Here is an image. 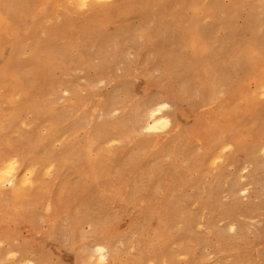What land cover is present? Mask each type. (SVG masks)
<instances>
[{
  "label": "rangeland",
  "instance_id": "1",
  "mask_svg": "<svg viewBox=\"0 0 264 264\" xmlns=\"http://www.w3.org/2000/svg\"><path fill=\"white\" fill-rule=\"evenodd\" d=\"M140 1L116 0L123 5H139ZM210 1L224 11L218 10L219 15L226 16L225 23L232 28L231 42L219 56L212 49L198 53L193 49L198 28H192V23L196 17L201 18L204 33L213 42L224 36L221 21L216 22L204 10ZM28 2L22 21L9 31L0 26V69H6L12 60L16 42L23 48V63H28L36 50L44 67L28 85H19L15 78L8 84L0 83V148L17 155L21 167L36 154L45 155L37 178L49 186L36 193L35 205H31L34 194L30 188L22 194L21 200L30 203L31 222L18 220V225H11L5 235H0V264H85L81 251L98 243L114 250L107 264H264V71L257 73L252 68L255 58H243L240 47L250 38L243 26L248 14L260 11L264 0H151L141 4L144 7H126L113 16L80 13L72 7L77 0ZM259 30L264 33V28ZM49 47L58 48L59 53L66 51L58 59L59 69L52 73L47 72L54 63L49 62ZM171 57H177L175 62L181 61L183 66H193L201 79L207 72L212 77L220 69L233 84L222 83L213 99L211 95L201 96L198 80L190 90L176 93L178 80L164 71ZM235 59L240 66L236 71L232 69ZM262 78L261 86H257ZM12 95L24 105L20 108L23 123L3 141L7 118L15 107L9 102ZM161 103L168 105L162 110L169 121L167 127L122 134L118 124L126 122L128 128L136 116ZM41 108L57 109L60 119L53 123L56 127L46 121V113L40 118ZM226 111L232 117H225ZM75 123L80 124L76 134H68ZM198 126L204 128L198 131ZM95 128L118 138L114 146L105 145L102 138L97 141L102 149L98 168L87 156ZM219 132L226 145L221 153L213 141H208ZM204 146L214 148V156L220 155V159L213 161L210 151V155L204 153ZM66 147L77 151L81 158L77 165L82 171L53 170L48 180L45 172L55 168L61 156L71 157ZM13 203V199H0L2 217L9 216ZM84 205L79 253L69 245V217ZM228 210L230 218L224 214ZM216 215L219 221L213 223ZM161 221L169 222L171 229L164 246L152 235ZM56 222L60 226L68 222L69 228L63 226L56 240L45 239L43 235ZM239 226L245 229L242 242L257 236V247L237 243ZM25 243L32 248L25 249Z\"/></svg>",
  "mask_w": 264,
  "mask_h": 264
},
{
  "label": "bare ground",
  "instance_id": "2",
  "mask_svg": "<svg viewBox=\"0 0 264 264\" xmlns=\"http://www.w3.org/2000/svg\"><path fill=\"white\" fill-rule=\"evenodd\" d=\"M30 1V0H29ZM171 0H169L170 2ZM243 1H247L248 0H243ZM151 2V0H143V1H140L139 2V5L141 4H144V3H147L149 4ZM32 4V3H31ZM234 4V3H233ZM26 6H29V2L28 0H0V26H1V29H6V30H10L11 27L13 25H17L20 21H22V19H24V12H25V7ZM215 3L214 1H210L209 3H205L204 5V10L206 12H210L212 14V17L213 19L218 22V21H221L220 23V26L221 28L224 29L223 33H224V36L222 37L221 40L215 38V41L213 42V38H208V36L205 35V31H204V28H203V23L201 22V18H197L196 16V20L195 22L192 23V28H195L197 29V33L195 34V41H194V51L196 53L198 52H201L204 48H207V49H212L213 52H214V55H220L221 52H223L225 49V47L227 45H229L231 42L230 41V37H229V28L232 29L231 27H228L227 24L225 23L226 19L227 18L225 15V18H221L220 15H219V11L218 10H221L222 11V14H224V11L220 8V9H216L215 8ZM229 7V6H228ZM28 8V7H26ZM224 8V7H223ZM26 10H29V9H26ZM225 10V9H224ZM29 12V11H28ZM27 13V12H26ZM230 13V12H229ZM226 14V13H225ZM248 14V13H247ZM234 15V14H233ZM236 15V14H235ZM234 15V16H235ZM238 15V14H237ZM230 17V16H228ZM235 18V17H234ZM231 20V19H230ZM233 22V21H231ZM155 23V22H154ZM166 25V23H165ZM231 25V24H230ZM245 26V29L247 32H249V35H250V38L247 42L242 41V45L240 46L242 48V52H243V58L244 56H249L251 58H255L253 59V61L255 62L254 65H253V69H255V71L258 73L260 70L261 71H264V33L263 32H258V30L261 28H264V7L262 6L261 7V10L259 11L258 9H256L255 11H253L252 13H249L248 16H247V20H246V25H243ZM167 26H165L166 28ZM149 28H151L149 26ZM234 28H237V25L236 27ZM152 29V28H151ZM150 29V30H151ZM152 31V30H151ZM193 31V30H192ZM208 31V30H207ZM261 31V30H259ZM264 31V30H263ZM219 32V31H218ZM221 32V31H220ZM2 33V32H0ZM232 33V32H230ZM233 33H234V30H233ZM212 37V36H211ZM165 39V38H164ZM163 39L164 43H165V40ZM234 39V38H233ZM243 39V38H242ZM239 41V40H238ZM235 42V41H234ZM167 43V42H166ZM42 44V43H41ZM40 44V45H41ZM46 45H49L48 42L44 43ZM128 44V43H126ZM39 45V46H40ZM165 45V44H164ZM38 46V47H39ZM125 46H128V45H125ZM163 46V45H162ZM51 53H50V59H49V62L51 61H54L53 65L51 66V68L49 70H47L48 73H52L54 72L56 69H59V65H58V59L60 56L64 57L66 55V51L65 53H59L58 52V48H57V51L53 50L51 47H49ZM64 49V48H62ZM61 49V50H62ZM13 56H12V60L10 61L9 65L7 66L6 69L2 70L0 69V83L1 84H8V82H10V79L12 78H15L19 85L21 83H25V85H28L29 83H31V78H33L38 70L40 68H42V66L44 67V62L35 54L36 53V50L33 52V56L31 58V60L28 62V63H23L22 60H21V57H22V53H23V48L21 45L18 44V42H16L14 45H13ZM174 56V55H173ZM100 57V56H99ZM178 57V56H177ZM173 58L171 57L169 60H168V64H167V67H165L164 71H168L170 72V74L172 76L175 77V79L178 80V88L174 90V92L176 93H180V92H186V90H190L191 88V85L193 86L195 80H198L199 81V84H200V90H201V96L203 98L207 97V95H211V99H213L217 94H219L220 91H218L219 87H221L222 83H226V82H230L229 81V78L230 76H227L226 75V72L223 73L222 71H219V70H215L214 71V74L212 77L209 76V73L207 72V75H206V81L204 80L205 78H202L201 79V75L200 73H195L196 71L193 69V66H191L190 64L186 67V66H183V64H181V61H179L178 63L175 62V60H178V58ZM221 57V56H220ZM219 57V58H220ZM237 57V55H236ZM218 58V59H219ZM222 58H220L221 60ZM237 59H240L241 60V57H237ZM236 59L232 62L233 64L235 63ZM66 62V61H65ZM231 62V61H230ZM126 63V61H125ZM243 63V62H242ZM238 61L235 63V65L232 66V69L234 71H236V69L240 66H238ZM212 65V64H211ZM242 65V64H241ZM219 67V65L217 66V68ZM221 67V66H220ZM213 68V66H212ZM216 68V69H217ZM231 68V67H230ZM229 68V69H230ZM247 68V67H246ZM214 69V68H213ZM223 69V68H221ZM245 69V68H244ZM247 70V69H245ZM232 71V70H230ZM246 72V71H245ZM239 73V72H238ZM237 73V74H238ZM250 73V72H249ZM235 74V73H234ZM169 75V73H168ZM229 75V74H228ZM243 75V74H242ZM161 76V75H160ZM164 76V75H163ZM190 76H195L194 79H191ZM232 76V75H231ZM237 76V75H236ZM235 76V77H236ZM235 77H234V80H235ZM157 78V77H156ZM159 78V77H158ZM244 78V77H243ZM232 80V78H231ZM243 80V79H242ZM263 81V78L262 79H259L257 80L256 82V85L257 86H261V83ZM177 82V81H176ZM193 82V83H192ZM233 82V81H232ZM230 82V83H232ZM133 84V83H131ZM233 84V83H232ZM235 84V83H234ZM224 85V84H223ZM223 87V86H222ZM229 87V85H228ZM196 89V88H195ZM222 89V88H221ZM119 90V89H118ZM187 90V91H188ZM194 90V89H193ZM223 90V89H222ZM225 90V89H224ZM128 91V90H127ZM228 91V90H227ZM194 92V91H193ZM197 93V92H196ZM223 93V91H222ZM92 94V93H90ZM118 94V93H117ZM169 94V93H167ZM242 94H244L242 92ZM127 95V94H126ZM130 95V94H129ZM134 95V94H133ZM132 95V96H133ZM183 96L186 95V94H182ZM88 96V95H87ZM191 96V95H190ZM195 96V95H193ZM127 97V96H126ZM88 98V97H86ZM85 98V99H86ZM90 98V97H89ZM92 98V97H91ZM163 98V97H162ZM196 98V96L194 97ZM193 98V99H194ZM198 98V96H197ZM131 99V98H130ZM134 99V98H133ZM74 100V99H73ZM72 100V101H73ZM90 100V99H88ZM93 100V99H92ZM91 100V101H92ZM124 100H127V99H124ZM129 100V99H128ZM244 100L246 102H250V100L248 98H244ZM16 100L13 99V95L10 97L9 99V102L11 104H13L15 107L13 108V112L10 114V116L7 118V126H8V130L5 131V133H3L2 135V140L3 141H6V140H9V136L12 137V131L13 129L17 128L19 125H21L23 123V121L21 122V110L20 108H22L24 105L23 104H20L18 101L19 104H17L15 102ZM84 102V99L82 100ZM96 101V99H95ZM115 101V100H114ZM138 101V100H137ZM254 101V100H253ZM126 102V101H124ZM123 102V103H124ZM95 103V102H94ZM130 103V102H129ZM104 104V103H103ZM22 105V106H20ZM79 105H81L79 103ZM98 105V103H97ZM101 105V104H100ZM99 105V106H100ZM126 105V103H125ZM124 105V107H125ZM162 103L161 104H158L156 106H154L152 109H150V111H147V113H143V115H138L135 117V119L133 120V123L131 125H129V129L127 128V123L126 122H121L120 124H118V127H122V134L124 135L126 133V131L128 132H132V133H144V132H149L147 131V129L149 127H152L154 126L155 124H158L159 123V120L160 118H163L165 120L168 121V119L162 114V110L164 108L161 107ZM88 106V105H87ZM18 107V108H17ZM127 108V107H126ZM64 109V108H63ZM87 109V108H86ZM89 109V108H88ZM91 109V108H90ZM102 109V108H101ZM122 109H123V106H122ZM200 109V108H199ZM204 109V108H203ZM202 109V110H203ZM207 109V108H206ZM45 112H44V111ZM66 110V109H65ZM69 110V109H68ZM98 110V109H97ZM22 111H26V110H22ZM82 111V109H81ZM88 111V110H87ZM69 112V111H68ZM66 112V113H68ZM80 112V111H79ZM86 113V111H84ZM156 113V115L154 116L153 113ZM45 113L47 114V117L45 118ZM89 113V112H88ZM69 114V113H68ZM93 114V112H92ZM79 115V113H78ZM82 115V114H81ZM91 115V113H90ZM94 115V114H93ZM225 117L227 115V117H232L231 113L226 111V113L224 114ZM39 116L40 118H45L47 122H50V124L54 127H56V125H54L53 123L55 121H59L60 119V115L58 114V111L57 109H53V108H41L40 109V113H39ZM68 115L66 114V117ZM76 116V115H75ZM73 117V116H72ZM79 117V116H78ZM1 118V117H0ZM70 118V117H69ZM68 118V119H69ZM100 118V116H99ZM72 119V118H71ZM93 119V118H92ZM101 119V118H100ZM99 119V120H100ZM83 120V119H82ZM89 120V119H88ZM118 120V119H117ZM57 121V122H58ZM78 121V120H77ZM75 121V122H77ZM86 121V120H85ZM91 121V120H90ZM89 121V122H90ZM120 120H118L119 122ZM68 122V121H67ZM73 122V121H72ZM84 122V121H83ZM98 122V121H97ZM116 122V121H115ZM128 122V121H127ZM81 123V122H80ZM129 123V122H128ZM77 124L79 123H75V127L73 126V129H69L68 130V134H71V135H74L76 134V127L78 126ZM87 124V123H86ZM80 125V124H79ZM88 125V124H87ZM169 125V121H168V124L166 126H161V128H165ZM97 126V125H96ZM99 126V124H98ZM82 127V125H81ZM116 128V127H115ZM204 127L203 126H198V131H201V129H203ZM209 128H211L209 126ZM213 128V127H212ZM55 129V128H53ZM81 130V129H80ZM117 130V129H116ZM176 130V128H175ZM59 131V130H58ZM113 132V131H112ZM153 132H156V131H153ZM178 132V130H177ZM180 132V131H179ZM94 133L95 135L90 138V141H89V146H88V159H89V162L92 164L93 167L95 168H98L99 167V164H100V158L102 157V149L99 147V145L97 144V141H99L101 138L102 140H104V143L105 145H110V146H114V143L117 141L118 138H116L115 136H113L112 134H106V130H101L99 128H95L94 129ZM58 132H55V135H57ZM180 136V135H178ZM183 137V136H181ZM222 137L223 135L219 134L216 135V136H213V139L211 140H208V141H213L214 143V147H217V148H220V153L223 149H225V144L222 143ZM158 138V137H157ZM164 138V137H163ZM171 139V138H170ZM178 139V138H177ZM164 140V139H163ZM167 140V139H166ZM181 140V139H180ZM157 141V139H156ZM176 141V140H175ZM174 141V142H175ZM155 142V141H154ZM172 142V140H171ZM176 143V142H175ZM170 144V142H169ZM174 144V143H173ZM31 145V144H30ZM69 145V144H68ZM163 145V144H162ZM172 145V144H171ZM161 146V145H160ZM177 146V145H176ZM229 146V144H228ZM263 146V145H262ZM159 147V146H158ZM174 147V146H173ZM205 147V151L204 153L206 155H210L209 151L212 153L211 154V159H213V161H216L218 159H220V155H217V156H214L213 154V149L214 148H208L206 146ZM66 148H69V147H66ZM152 148H154L152 146ZM156 148V147H155ZM162 148V146H161ZM187 148V147H186ZM264 149V147H262ZM3 148H0V162L3 161L4 158H6L7 156H9V154L7 153H4ZM158 149V148H157ZM167 149H169V147H167ZM171 149V148H170ZM176 150L178 148H175ZM180 149V148H179ZM178 149V151H179ZM73 148H69V151H70V155L71 157H68V158H62L61 156V162L58 163V165H56L55 168L52 167V169H47L48 171L45 172V175L47 177V179H51L53 177V170H54V173L55 172H59V171H65V172H80L82 171V166L79 167V164L80 163V159L77 155V151L75 152H72ZM153 150V149H152ZM155 150V149H154ZM165 150V149H164ZM176 150L174 151L175 153ZM184 150V148H183ZM182 150V151H183ZM190 150V149H189ZM188 150V151H189ZM259 150V149H258ZM161 151V150H160ZM83 152V151H82ZM152 152V151H151ZM153 153V152H152ZM155 153V152H154ZM256 153V151H255ZM158 154V153H157ZM254 154V153H253ZM109 156H112L113 153L110 152L108 153ZM14 156V155H12ZM17 156V155H16ZM45 157V155H43L42 153H38L35 155V158L33 159H30L29 160V164L26 165L25 167H29V170H32L34 172V183H35V187L34 188H30L34 194V198H33V201L31 202V205H35L36 204V201H37V197L39 196L38 194H36L37 192H43L44 190H47L46 187L44 186H49L48 184H42L41 181L37 178L38 176V173H39V169H38V166L41 164V159H43ZM135 162V161H134ZM136 163V162H135ZM51 165V164H50ZM50 165H48V167H50ZM25 167H22V170L25 168ZM51 170V171H50ZM69 179L66 180L65 184L68 182ZM64 184V185H65ZM245 189V188H244ZM243 189V190H244ZM235 189L232 188V192H234ZM29 192V191H28ZM245 192V191H244ZM4 199H7L9 202L11 199L14 200V203L12 205V207L10 209H8V214L9 216L5 217V216H1L0 214V235H5L6 231L8 230V228L11 226V225H18L17 224V221L18 220H22L23 222H31V220L29 219V208H30V203L28 202H23L21 199H22V195L20 197H12V198H7V195L5 196H0V199L3 200ZM61 198V197H60ZM87 201V200H86ZM86 201H83L84 203H86ZM86 205H84L80 210L78 211H75L73 212L70 217H69V222H70V230L69 233L71 235V240L69 242V245L75 249L76 251H78L80 253L81 251V248L83 246V241H82V232H81V222L83 221V215L85 214L86 212ZM226 218H230L232 217L231 215V211H227L224 213ZM160 219H161V216H160ZM219 221V218H218V215L216 216H213V223L215 221ZM169 222H163L161 221L160 224H159V227L152 231V235H154L153 237H155L159 243L164 246L165 245V237L169 236L170 235V227L167 226ZM65 226L67 229L69 228V224L68 222H65L64 224H62L61 226L56 222L53 227L51 228L50 232L47 234V235H43V237L47 240H56V235L58 232H61L62 230V227ZM234 227V226H232ZM231 227V228H232ZM36 229V227H35ZM238 229V232H237V238H238V241L237 243H243V244H247L248 246H254V247H257L260 243L259 241V238L257 236H255L251 241H246V242H242L244 240V228L243 227H237ZM37 230V229H36ZM38 231V230H37ZM39 232V231H38ZM41 234V233H40ZM30 236V235H29ZM222 234L219 233L218 234V237L219 239L221 238ZM38 238V237H37ZM36 238V239H37ZM263 238V237H262ZM261 238V239H262ZM78 240V241H77ZM229 241L231 242L232 240L229 239ZM235 243V242H234ZM224 245V244H222ZM239 245V244H238ZM237 245V246H238ZM25 249H28V248H32V245L28 244V243H25ZM240 246V245H239ZM247 246V247H248ZM226 247V246H224ZM241 247V246H240ZM98 248H105L106 251L104 253H101L99 251H97ZM222 249H223V246H222ZM233 250V249H231ZM250 251V250H249ZM114 250L111 246L107 245V244H104V243H98V244H95L93 247L91 248H84L82 251H81V257L83 259V261H85L84 263L85 264H107L113 254ZM237 252V251H236ZM240 252V251H239ZM253 254V253H252ZM60 255V254H59ZM235 255V254H234ZM226 256V255H225ZM242 256V255H241ZM240 256V257H241ZM233 257V256H232ZM249 257V256H248ZM246 258V257H245ZM244 258V259H245ZM251 258V257H250ZM243 259V258H242ZM240 261V260H239ZM245 261V260H244ZM247 262V261H246ZM21 264H28V262H25V263H21ZM155 264V263H153ZM244 264V263H243ZM246 264V263H245Z\"/></svg>",
  "mask_w": 264,
  "mask_h": 264
},
{
  "label": "snow or ice",
  "instance_id": "3",
  "mask_svg": "<svg viewBox=\"0 0 264 264\" xmlns=\"http://www.w3.org/2000/svg\"><path fill=\"white\" fill-rule=\"evenodd\" d=\"M72 7L85 15L94 12L105 16H113L126 7L137 8L144 7V5H123L117 3L116 0H77ZM161 107L166 109L168 105L162 103ZM153 115L155 116L156 113L154 112ZM167 124V120L160 118L159 123L149 127L147 131H159L162 125L166 126ZM29 167H25L22 170L21 161L18 156L9 155L4 158L0 162V196L7 195V198L20 197L27 189L34 188V172L29 170ZM244 194L247 195L246 192ZM231 231L235 232L236 228L233 227ZM97 251L104 253L106 249L98 248Z\"/></svg>",
  "mask_w": 264,
  "mask_h": 264
}]
</instances>
